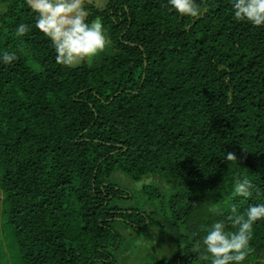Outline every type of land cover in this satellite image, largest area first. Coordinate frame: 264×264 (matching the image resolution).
Here are the masks:
<instances>
[{
    "label": "trees",
    "instance_id": "1",
    "mask_svg": "<svg viewBox=\"0 0 264 264\" xmlns=\"http://www.w3.org/2000/svg\"><path fill=\"white\" fill-rule=\"evenodd\" d=\"M198 3L191 18L167 0L85 2L113 51L65 68L24 0H0V53L17 56L0 64V209L16 264H111L115 227L149 218L173 252L164 264H211L210 225L235 231L232 208L264 202V27L238 21L230 0ZM22 23L31 30L18 37ZM118 173L165 189L148 186V220L120 205ZM236 177L252 196L233 194ZM250 244L246 264H264V222Z\"/></svg>",
    "mask_w": 264,
    "mask_h": 264
},
{
    "label": "clouds",
    "instance_id": "2",
    "mask_svg": "<svg viewBox=\"0 0 264 264\" xmlns=\"http://www.w3.org/2000/svg\"><path fill=\"white\" fill-rule=\"evenodd\" d=\"M35 17V28L50 42L55 51L56 63L72 68L102 54L109 43L106 29L97 20L88 21L89 11L85 0H24ZM234 17L254 27H264V0H230ZM170 11L181 17L199 18L202 15L198 0H167ZM206 10V9H205ZM30 25L20 24L16 29L18 37L25 36ZM17 59L15 53H0V64L11 65ZM228 160L236 159L231 153ZM252 183L247 177H236L233 194L250 197ZM264 196V194H260ZM226 217L235 231H227L225 222H214L206 230L201 244L211 264H246L254 251L250 241L254 225L264 222V202L250 205L243 214Z\"/></svg>",
    "mask_w": 264,
    "mask_h": 264
},
{
    "label": "rangeland",
    "instance_id": "3",
    "mask_svg": "<svg viewBox=\"0 0 264 264\" xmlns=\"http://www.w3.org/2000/svg\"><path fill=\"white\" fill-rule=\"evenodd\" d=\"M85 2L88 4L93 3L94 5L98 6V8H100L105 5L107 0H85ZM2 12H4V6L0 4V14ZM110 51L112 53L113 50L108 44L106 50L102 54L98 55L92 60L85 62L87 65L91 66L95 62H97L99 58H102V56H104L105 54L108 55ZM80 64L76 66H79ZM111 179H113V181L117 183L116 189H120L121 191L127 193V200H125L126 204L121 203L120 205L122 207L129 206L131 208L130 212L136 214L140 212V214L143 215L145 213L147 215V220L150 213L154 210V207H157L158 203L156 200H154V194L147 190L148 186L153 183L160 188L161 195L166 193L165 189L161 188L158 184V181L154 178H145L141 182L135 183L126 176L121 177V175L118 173L114 176L112 175ZM1 201L2 198L0 202ZM149 219L150 224L152 226L150 227L151 229H136L129 226L128 224L117 225L120 227H115V230L122 229L123 231L119 235L120 245L116 250H112L110 252V257L113 261L111 264H142L144 262L147 263V254H151L148 264H158V262L164 264L166 260L173 255V252H168L166 250L167 248H171H169L168 246H166L167 248H163L160 243L158 244V241H160L161 230H163V225L153 218ZM129 220H131L132 222H138L139 218L135 214H133V217H130ZM7 232L8 228L4 224L0 209V238L3 239L2 246H0V264H16V258L18 256L17 248L11 236L5 237Z\"/></svg>",
    "mask_w": 264,
    "mask_h": 264
}]
</instances>
